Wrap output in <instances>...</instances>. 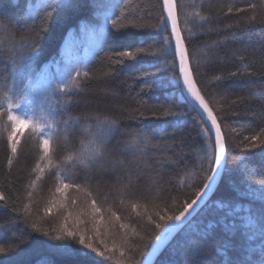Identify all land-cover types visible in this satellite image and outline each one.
I'll return each mask as SVG.
<instances>
[{"label":"trees","instance_id":"trees-1","mask_svg":"<svg viewBox=\"0 0 264 264\" xmlns=\"http://www.w3.org/2000/svg\"><path fill=\"white\" fill-rule=\"evenodd\" d=\"M175 1L182 34L187 38L190 66L199 68L194 80L233 147L229 149L228 171L215 194L191 219V227L180 230L172 239L156 264H184L186 252L198 264H264V199L260 198L264 190V134L260 132L264 129V0ZM106 11L110 17L107 24ZM162 13L166 16L162 0H73L71 5L61 0H0V82L10 76L16 56L40 33V55L35 66L38 71L47 66L50 73H55V62L60 61L58 78L63 91L57 95L64 114L56 115L55 97L43 106L52 112L55 121L73 118L68 125L72 133L67 145L54 142L49 159L41 161L43 153L31 130L17 137L18 151L11 152L7 139L11 125L6 115L0 116V192L6 195V200L0 202V248L7 250L0 252V264H77V258L64 256L50 246L57 243L53 237L59 233L54 229L65 223L68 230L85 235L105 253L103 257L93 253L95 264H141L159 232L154 223L149 225L148 217L158 220L157 211L179 214L182 205L195 198L197 187H202L203 173L198 170L208 143L197 135V113L183 103L175 87L141 91L150 78L141 79L139 70L151 71L149 66L157 62L155 57H127L121 63L115 62L117 53L135 51L130 46L143 41L147 48L167 37L159 29ZM111 20L124 27L112 28ZM81 24L104 27L100 47L90 46ZM42 27L45 30L40 32ZM69 42L76 45V61L64 54ZM168 59L171 61V55ZM73 66L80 68L81 75L68 79L63 70ZM85 71L88 77L83 76ZM166 76L171 78L172 72H166ZM172 98L180 101L179 111L172 116L145 110L166 106ZM16 114L22 118L33 116L27 106L16 110ZM97 117L100 121H116L108 136V148L125 162V167L111 175L94 172L93 183L105 186L108 199L103 206L97 201L100 213L93 215L87 209L86 214L77 217L81 207H86L84 195L75 188L61 195L56 188L60 187V179L69 182V170L76 171L74 165L78 162L67 157L88 144V130L92 127L95 131ZM137 132L155 138L143 154L121 155L124 143L133 138L129 133ZM254 133L259 137L255 148L236 147L247 143L245 137ZM37 164L43 172L36 170ZM129 176L135 195L122 196L117 191L119 186H112L118 178L128 184ZM33 180L35 184L31 185ZM61 203L63 208L59 207ZM11 204L19 209L20 220L11 211ZM25 204L29 205L31 220L41 221L48 237L25 228ZM132 204L137 207L133 209ZM210 223L216 227L209 229ZM122 224L125 227H120ZM124 236L127 244L122 242ZM29 237L31 243L22 244V238ZM196 240L201 243L199 249L193 247Z\"/></svg>","mask_w":264,"mask_h":264},{"label":"snow or ice","instance_id":"snow-or-ice-1","mask_svg":"<svg viewBox=\"0 0 264 264\" xmlns=\"http://www.w3.org/2000/svg\"><path fill=\"white\" fill-rule=\"evenodd\" d=\"M61 2L71 5L73 0H61ZM97 6L106 7L102 4H98ZM162 7L166 11V16L162 13L159 19V29L161 32L167 33V37L158 42H154L147 48L143 46L145 43L143 41L139 42L138 45L130 46L135 47V51H122L117 53L115 62L121 63L127 57L133 59L139 56L155 57L157 62L149 66L151 71L143 68L139 70L141 79L145 77L150 78L145 81L141 91L146 92L153 88L167 90L175 87L179 89L183 103L191 111L196 112L199 118L198 122H196L199 128L197 135L201 136L203 140L208 141V143L203 149L204 155L198 170L203 173L202 187H197V191L193 194L195 198L191 199L190 202L184 203L181 210H179V214L167 215L166 213L157 211L155 215L159 217L158 220L154 221L152 216L148 217L149 225L151 226L154 223L155 229L159 230V232L152 242L151 247L143 254L141 264H154L155 258L164 249L170 238L178 231L191 227L190 217L194 218V213L199 214V211L207 206V197L214 191V186L217 185L221 176L228 171L229 149L233 147L230 141H226L225 137L227 133L222 131L218 116L214 114L213 109L206 102L205 96L201 94L202 90L197 87L196 80H194V74H199V68L196 67L194 69L190 66L187 38L182 34L179 26L177 5L174 3V0H162ZM251 19H255V17ZM109 20L110 17L106 11L104 13V21L107 24ZM110 23L111 27L116 30L124 27L122 23L118 24L116 20H111ZM44 30L42 27L40 32ZM80 30L87 33L90 46L100 47V42L105 34L103 26L97 28L91 24H81ZM75 47L74 42H69L64 49V54L73 61L77 60L76 52L74 51ZM39 49L40 33H36L30 42L27 43L23 53L18 54L14 59L10 76L4 77L3 81L0 82V108L3 109V111H0V116L6 115L11 125V131L7 138L10 143L11 152L15 154L18 151L17 144L19 141L17 137L25 131L31 130L37 138L40 150L43 153L41 161H44L49 159L50 146L54 142H64L67 145V137L72 133V129L68 125L73 118L69 117L68 119L55 121L52 119V112L43 106L46 100L55 97L57 99L56 115L63 116L64 114L59 108L60 99L57 95L58 92L63 91L58 78V75L61 74L59 67L60 61L55 62L57 64L55 73H50L47 66L38 71L35 66V60L40 55ZM101 50L103 49L101 48ZM169 55L172 57L171 61L168 59ZM177 64L178 71H176ZM168 71L172 72L171 78L166 76V72ZM63 72L66 73L68 79H74L81 75L80 68L76 66L65 68ZM73 73L75 74L74 76ZM83 76L88 77L89 72H83ZM223 78L221 77L220 79L222 80ZM9 80L11 81L10 84ZM37 100L40 101L39 105L36 104ZM22 106H27L28 111L32 112L33 116L29 117L25 115L22 118L16 114V110H19ZM37 107H39L38 113H36ZM179 107L180 101L172 98L166 106L145 110L153 111L154 115L168 117L176 114L179 111ZM141 115H143V112H141ZM89 118L84 117V119ZM193 119L195 122L196 118L194 117ZM115 126V120L105 118L103 121H100L99 117H97V124L94 126L95 131L92 130V127L88 130L90 137L88 144L67 157L68 160L78 162L74 165L76 171L69 170L67 176L69 182L66 183L64 179H60V187L56 188V192L63 195L68 189L75 188L78 193L84 195L86 198V207H81L77 213V217L86 214L87 209H90L93 215L100 213L101 207L97 206V201L99 200L101 206H103L108 199L109 193L103 191L105 186L100 183H93L94 172L111 175L113 172L125 167V162L120 160L115 152H110L108 148L110 142L108 136ZM224 127L227 128V125ZM46 130L50 131L46 132ZM116 130L118 131L119 129L117 128ZM260 132L264 134V129H261ZM129 135L133 138L124 143L123 148L120 149L121 155H126L129 152L134 156L137 153L143 154L144 149L155 138L154 136L150 138L149 134L142 132L135 134L129 133ZM258 139V135L254 133L250 137H245L247 143L241 142L236 147L255 148ZM130 146L135 147L131 148ZM244 159H247V157L245 156ZM11 163L12 161L9 159L8 164ZM36 170L39 172L44 171L39 164H37ZM77 172L82 173V175L77 174ZM128 180V184H123L122 180L118 178L116 184L112 187L119 186L117 191L122 196H134L135 193L131 190V176L128 177ZM34 184L35 181H31V185ZM28 196L31 197L32 193H28ZM260 198L264 199V190L260 192ZM11 199V195L8 194L7 200L10 202ZM155 199H158V197L153 198V200ZM5 200V193L0 192V202H4ZM72 203L75 205L76 201L73 200ZM5 206L8 207V204ZM53 206H56L55 201H53ZM154 206L158 208V205ZM23 207L26 213L22 221L25 228L30 227L33 233L48 237L49 232L44 231L42 222L31 220L32 214L29 211V205L25 204ZM59 207L63 208L64 205L61 203ZM136 207V204H132L133 209ZM165 207H167V204H165ZM220 207H225V205H220ZM11 211L16 214L17 220H20V212L15 204H11ZM48 211H51V209H48ZM71 215L72 213L69 212L68 216ZM227 215H232V212H228ZM30 220L31 223L29 224ZM120 227L123 228L125 225L122 224ZM207 227L212 229L216 225L210 223ZM54 231H58L59 233L53 237L57 243L50 246L59 249L64 256L77 258V264H95L93 253L101 257L105 256V253L100 252L97 247H94L92 242L86 239L85 235H78L77 231L68 230L66 223L62 224L60 229H54ZM132 231L135 235H139L135 229ZM21 237H23V233H21ZM121 239L124 244L128 243L126 236L121 237ZM21 242L24 245H28L31 243V237L28 239L22 238ZM77 244L79 247H77ZM200 246L201 243L199 240H196L193 244V247L196 249H199ZM6 251V249L0 248V252ZM108 251L112 250L109 249ZM120 256L123 257L124 253L120 252ZM107 258L110 259L111 257ZM184 264H198V262L191 253L186 252Z\"/></svg>","mask_w":264,"mask_h":264},{"label":"water","instance_id":"water-1","mask_svg":"<svg viewBox=\"0 0 264 264\" xmlns=\"http://www.w3.org/2000/svg\"><path fill=\"white\" fill-rule=\"evenodd\" d=\"M174 3L176 4V1H175V0H174ZM165 13H166V11H165ZM177 16H178V21H179L178 11H177ZM169 24H170V22H169ZM179 26H180V21H179ZM180 28H181V26H180ZM181 31H182V30H181ZM222 177H223V175H222L221 178L219 179L217 185L214 186V191H213L212 193H210L209 196L207 197V199H206V204L210 201V199L212 198V196L215 194V192H216L218 186H219L220 183H221ZM193 216H195V213L193 214ZM191 219H192V217H190V220H191ZM178 232H180V231H178ZM178 232L175 233V234L173 235V237L170 238V240H169V242L167 243V245L164 247V249H163V250L158 254V256L155 258V260H154V264H156L158 258H159V257L161 256V254L164 252L165 248H166V247L168 246V244L172 241V239L178 234Z\"/></svg>","mask_w":264,"mask_h":264}]
</instances>
